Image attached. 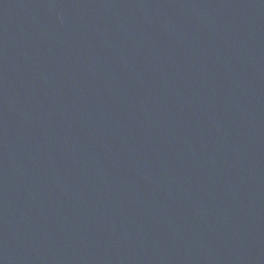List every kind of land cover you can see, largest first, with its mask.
<instances>
[{
    "label": "water",
    "instance_id": "1",
    "mask_svg": "<svg viewBox=\"0 0 264 264\" xmlns=\"http://www.w3.org/2000/svg\"><path fill=\"white\" fill-rule=\"evenodd\" d=\"M0 264H264V0H0Z\"/></svg>",
    "mask_w": 264,
    "mask_h": 264
}]
</instances>
